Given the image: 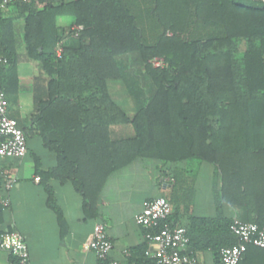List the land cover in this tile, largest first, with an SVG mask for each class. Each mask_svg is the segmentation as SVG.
<instances>
[{
  "label": "trees",
  "instance_id": "1",
  "mask_svg": "<svg viewBox=\"0 0 264 264\" xmlns=\"http://www.w3.org/2000/svg\"><path fill=\"white\" fill-rule=\"evenodd\" d=\"M18 19L26 55L44 71L34 78L32 123L57 156L41 173L72 183L90 210L108 176L136 159H198L214 166L216 214H193L195 193L185 190L182 169L171 175L172 210L160 227L180 224L187 211L189 252L210 250L221 264V249L239 243L226 204L264 226V0L18 1L0 11L6 99L21 81ZM131 54L143 64L147 91L120 58ZM110 79L129 87L132 117L112 98ZM148 248L145 241L132 255L158 264Z\"/></svg>",
  "mask_w": 264,
  "mask_h": 264
},
{
  "label": "crops",
  "instance_id": "2",
  "mask_svg": "<svg viewBox=\"0 0 264 264\" xmlns=\"http://www.w3.org/2000/svg\"><path fill=\"white\" fill-rule=\"evenodd\" d=\"M16 23L21 81L17 92L7 97L8 114L28 132V154L21 159L0 158V170L15 179L8 192L0 181V233L16 230L23 236L29 248V264H109L112 259L120 264H139L132 249L145 243L146 230L138 224L136 217L151 199L171 198V175L189 164L185 160L161 163L153 159H136L108 176L90 210L86 209L83 196L72 183L46 177L43 173L57 165V156L32 123L34 78L43 76L44 71L38 61L26 55L23 19ZM112 80H108L109 91ZM112 98L125 109L114 96ZM135 111L127 113L132 117ZM115 131L123 134L125 130L118 127ZM209 172V195L205 202L209 212L202 208L198 210L196 194L193 214L197 216L216 214L214 169L209 168ZM36 176H40V181L35 180ZM6 196L10 199L8 206L2 204ZM225 213L228 217L241 219L239 209L229 204L225 205ZM100 221L106 224L107 234L114 242L108 259H100L96 252L84 249V243ZM179 223H189L187 211H182ZM195 258V264H219L210 250L197 252ZM0 264H12L10 253L1 248ZM240 264H264V249L249 246Z\"/></svg>",
  "mask_w": 264,
  "mask_h": 264
},
{
  "label": "built area",
  "instance_id": "3",
  "mask_svg": "<svg viewBox=\"0 0 264 264\" xmlns=\"http://www.w3.org/2000/svg\"><path fill=\"white\" fill-rule=\"evenodd\" d=\"M18 1L26 0H0V11L6 13ZM81 29H83L82 25L74 26L75 35ZM57 52L59 55L61 54V47H58ZM8 62L7 57L0 56V68ZM154 63L157 66L162 64L159 59H155ZM27 154L26 131L16 119L9 116L6 93L0 88V158L21 159ZM0 180L4 190L8 192L15 179L0 170ZM35 180L40 181V176H36ZM2 204L4 206L10 204L8 196L2 200ZM171 210L170 200L160 196L148 201L144 209L137 215L138 224L146 230L144 239L149 244L147 255L156 259L158 264H195V255L188 250L190 237L187 226L184 224L174 226L165 224L160 227L161 222L170 216ZM155 228H159V230L154 231ZM232 230L239 237V243L221 249V264H239L250 244L264 249V226L235 218ZM0 248L18 258L21 264L30 263L28 245L18 231L6 230L1 232ZM84 249L96 252L100 259L110 257L114 249V242L109 238L104 222L100 221L95 225L90 238L84 243ZM109 264H120V262L112 259Z\"/></svg>",
  "mask_w": 264,
  "mask_h": 264
},
{
  "label": "rangeland",
  "instance_id": "4",
  "mask_svg": "<svg viewBox=\"0 0 264 264\" xmlns=\"http://www.w3.org/2000/svg\"><path fill=\"white\" fill-rule=\"evenodd\" d=\"M61 1H69V0H61ZM120 58L123 59L125 64L127 65V72L129 76H132L135 80L139 81L146 91L149 90L150 82L148 78L145 76L143 70V64L139 59L138 55L131 54V55L121 56ZM110 92L111 95L114 96L128 112L130 113L134 112V110L136 109L135 98L133 94L130 92L129 87L127 86L124 80L122 79L112 80L110 84ZM186 162L189 165L182 172V177L184 180L183 186L185 187V190L191 189L193 187V193H195L194 194L195 198L197 194L198 210L202 208L204 212L208 213L209 207L205 202H206V198L209 195V191H208V176L210 174L209 168L212 170L214 169V166L210 163L203 162L198 159L190 160Z\"/></svg>",
  "mask_w": 264,
  "mask_h": 264
}]
</instances>
